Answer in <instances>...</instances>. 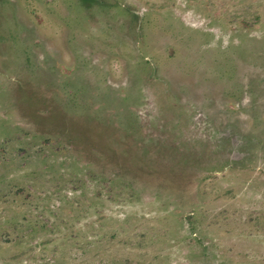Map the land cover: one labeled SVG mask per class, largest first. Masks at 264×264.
I'll list each match as a JSON object with an SVG mask.
<instances>
[{"label": "rangeland", "instance_id": "rangeland-1", "mask_svg": "<svg viewBox=\"0 0 264 264\" xmlns=\"http://www.w3.org/2000/svg\"><path fill=\"white\" fill-rule=\"evenodd\" d=\"M0 264H264V0H0Z\"/></svg>", "mask_w": 264, "mask_h": 264}]
</instances>
